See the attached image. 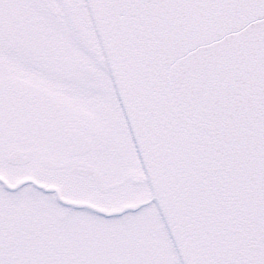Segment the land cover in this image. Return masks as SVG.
Returning a JSON list of instances; mask_svg holds the SVG:
<instances>
[{"label":"snow or ice","instance_id":"obj_1","mask_svg":"<svg viewBox=\"0 0 264 264\" xmlns=\"http://www.w3.org/2000/svg\"><path fill=\"white\" fill-rule=\"evenodd\" d=\"M0 264H264V0H0Z\"/></svg>","mask_w":264,"mask_h":264}]
</instances>
